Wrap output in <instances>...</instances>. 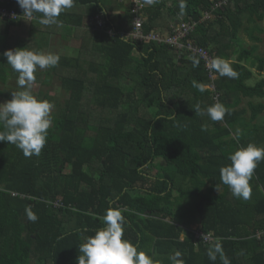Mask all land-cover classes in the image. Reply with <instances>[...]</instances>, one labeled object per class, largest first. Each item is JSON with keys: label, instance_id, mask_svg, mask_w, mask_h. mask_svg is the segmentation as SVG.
Here are the masks:
<instances>
[{"label": "trees", "instance_id": "1", "mask_svg": "<svg viewBox=\"0 0 264 264\" xmlns=\"http://www.w3.org/2000/svg\"><path fill=\"white\" fill-rule=\"evenodd\" d=\"M122 4L74 0L59 26H44L27 21L16 0H0L16 15L0 20L1 85L18 75L5 51L48 52L54 40L79 41L36 77L44 85L58 74L68 94L64 101L48 97L52 125L41 154L25 157L0 142V264H76L79 246L104 226L96 217L108 208L123 210L124 238L139 251L172 252L154 256V264H223L219 255L208 258L216 243L230 264H264V238L253 237L264 230V162L248 200L220 180L230 154L249 143L264 147V78L251 83L264 72L255 44L264 33V0L149 4L146 35L171 37L180 24H194L177 45L126 37L132 15ZM243 36L255 43L246 47ZM190 46L223 58L238 77L220 76ZM0 97L12 99L4 88ZM216 102L227 109L222 121L196 115L197 105ZM28 207L36 222L28 220ZM195 224L215 241L197 240Z\"/></svg>", "mask_w": 264, "mask_h": 264}, {"label": "clouds", "instance_id": "2", "mask_svg": "<svg viewBox=\"0 0 264 264\" xmlns=\"http://www.w3.org/2000/svg\"><path fill=\"white\" fill-rule=\"evenodd\" d=\"M16 3L23 10L27 21L36 19L44 26H59L60 15L73 7L74 0H16ZM147 3H155V0H147ZM2 55L12 70L18 73L17 84L20 90L11 93V100L0 103V142L15 145L25 157L39 156L46 145L48 130L52 125L50 116L54 104L37 98L32 86L36 81L37 70L56 67L60 56L29 50L27 47L7 50ZM211 66L222 77H238V73L223 58L213 59ZM197 87L200 92L205 91L203 84ZM194 111L196 115H207L212 121H222L227 113L226 107L219 102L205 109L197 105ZM228 159L230 164L220 168L221 183L228 186L234 197L250 199V181L259 163L264 162V147L249 143L247 147L230 154ZM216 187L219 191L218 186ZM25 212L29 221H37L38 217L30 207ZM122 212L120 208H108L102 216L96 217L104 226L93 236L86 237L85 242L79 246L80 254L76 264H154V255L139 251L137 245L124 238L126 220ZM207 255L213 262L219 255L223 264H230L220 243L214 244ZM173 264H176L174 259Z\"/></svg>", "mask_w": 264, "mask_h": 264}, {"label": "built area", "instance_id": "3", "mask_svg": "<svg viewBox=\"0 0 264 264\" xmlns=\"http://www.w3.org/2000/svg\"><path fill=\"white\" fill-rule=\"evenodd\" d=\"M156 1L158 0H155V2ZM124 4L129 7V12L132 15L131 23H132V29H133L131 33L126 34V37H132L134 39H140V40H145V41L165 40L168 43L177 45V40L179 38L185 37L194 28V24L185 22V23L180 24L178 28H176L173 31L175 34L171 37L159 36L156 34L146 35L142 32V27H143V23L145 22V16L143 14V10L149 5V3H147V0H127V3H124ZM15 17L16 15L14 13V10L0 7V20L2 22L9 21ZM95 20H98L99 22L102 21L99 15H96ZM190 48L192 49L194 53L195 52L200 53L202 58L206 61L208 68L210 69L212 68L211 57H209L206 52H204L202 49L197 48V47L195 48V47L190 46ZM211 78H215L213 74H211ZM192 231L195 234V238L197 240L200 239L204 244H208V243L215 241V238L212 236V234L201 232L199 231L197 227H192ZM261 238H264V230L259 232V234L257 235V239L260 240Z\"/></svg>", "mask_w": 264, "mask_h": 264}, {"label": "rangeland", "instance_id": "4", "mask_svg": "<svg viewBox=\"0 0 264 264\" xmlns=\"http://www.w3.org/2000/svg\"><path fill=\"white\" fill-rule=\"evenodd\" d=\"M118 3H120L122 5V8H123V4L122 3H127V0H118ZM114 7H117V4H115ZM261 24H262V26H264V23H261ZM162 33L166 34L167 32L164 31ZM44 34L39 33V37H37V40L40 41V38ZM257 35H259V37L261 38V41L259 43H255V42L249 40L247 37L243 36L244 37V43H245L246 47H248V45H252V44L255 43L256 45L259 46V48L257 49V54L263 55L264 54V46H263L264 33H261V34L257 33ZM54 41H55V44L48 43V46H46V50H48V53L53 52L54 54H58L60 57L70 55L69 54L70 53V49L67 50V48H73L74 46L79 45V41H78V43L75 42V41H77L76 39H71L69 41L65 40L64 42H60V40L59 41L54 40ZM52 50H54V51H52ZM43 71H44V69L43 70L38 69L37 72L35 73L36 77L40 76ZM253 71H254V69H253ZM15 76H16L15 78L10 77L8 79V82H6V85H1V83H0V88L6 89V92L9 93L10 96H12L11 95L12 92L20 90V88H19V86L17 84L18 75H15ZM215 76L216 75H214V77ZM260 78H264V72L261 73V74H257L255 72V78L253 79V81L251 83H254L256 80H258ZM32 90H33V94L37 98L44 99V100H48V97H56L60 101H64V99L68 96L67 92L61 86L58 74L56 76H54V78L50 81L49 84L47 83V84H44V85L41 84V82H39V80L36 78V81H35V83L32 86ZM39 91H41L44 94L37 96L36 94ZM6 101H8V100L0 97V103H4ZM245 101L246 100L244 99L243 103H241L240 105L243 106L245 104ZM263 119H264V115H263ZM149 173L151 175H155L156 174V170L155 169H151L149 171ZM258 234H259V232L254 234L253 237L255 239H257V235ZM257 240L259 241V239H257Z\"/></svg>", "mask_w": 264, "mask_h": 264}, {"label": "water", "instance_id": "5", "mask_svg": "<svg viewBox=\"0 0 264 264\" xmlns=\"http://www.w3.org/2000/svg\"><path fill=\"white\" fill-rule=\"evenodd\" d=\"M154 256H161V257H170L171 256V252L167 253V254H160L157 251H155Z\"/></svg>", "mask_w": 264, "mask_h": 264}, {"label": "crops", "instance_id": "6", "mask_svg": "<svg viewBox=\"0 0 264 264\" xmlns=\"http://www.w3.org/2000/svg\"><path fill=\"white\" fill-rule=\"evenodd\" d=\"M198 225L197 224H195V225H193L192 227H197ZM155 254V253H154ZM160 254H162V253H160ZM164 254V253H163ZM171 254H172V252H171ZM156 257H159V256H156ZM161 257V256H160Z\"/></svg>", "mask_w": 264, "mask_h": 264}]
</instances>
